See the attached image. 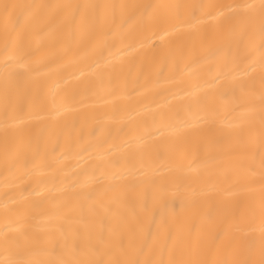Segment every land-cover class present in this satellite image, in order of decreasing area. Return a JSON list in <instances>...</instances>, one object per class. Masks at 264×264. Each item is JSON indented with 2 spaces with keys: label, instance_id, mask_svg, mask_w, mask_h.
Instances as JSON below:
<instances>
[{
  "label": "bare ground",
  "instance_id": "bare-ground-1",
  "mask_svg": "<svg viewBox=\"0 0 264 264\" xmlns=\"http://www.w3.org/2000/svg\"><path fill=\"white\" fill-rule=\"evenodd\" d=\"M0 264H264V0H0Z\"/></svg>",
  "mask_w": 264,
  "mask_h": 264
}]
</instances>
